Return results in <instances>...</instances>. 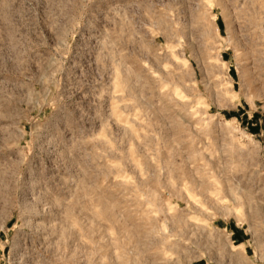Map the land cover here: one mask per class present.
Listing matches in <instances>:
<instances>
[{
  "label": "rangeland",
  "instance_id": "374dc122",
  "mask_svg": "<svg viewBox=\"0 0 264 264\" xmlns=\"http://www.w3.org/2000/svg\"><path fill=\"white\" fill-rule=\"evenodd\" d=\"M0 264H264V0H0Z\"/></svg>",
  "mask_w": 264,
  "mask_h": 264
}]
</instances>
